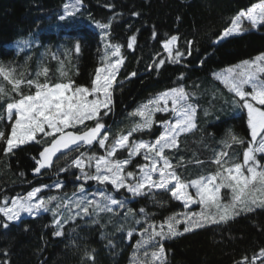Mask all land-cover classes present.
Listing matches in <instances>:
<instances>
[{
  "label": "trees",
  "instance_id": "obj_1",
  "mask_svg": "<svg viewBox=\"0 0 264 264\" xmlns=\"http://www.w3.org/2000/svg\"><path fill=\"white\" fill-rule=\"evenodd\" d=\"M67 2L0 0V63L15 66L18 71L34 73L37 70L35 63L22 61L29 49L17 54L11 45L21 40H29L32 49H38L42 44H59L68 48L69 58L64 67L68 77L77 84L87 85L103 55L99 34L87 20L90 19L91 23L107 22L114 17L110 41L122 46L124 64L114 85L112 111L103 120L112 136L127 132L138 120L130 114L150 98L167 89L184 86L194 94L193 99L199 106L198 130L182 135L179 149L168 153L174 164L183 157L185 166L177 171L184 179L215 171V166L210 163L213 150L221 147L220 142L229 131L250 140L246 119L232 118V107L225 101H231L233 97L213 74L264 53V26L218 44L215 42L237 13L261 0H84L78 15L85 20L77 15L71 25L58 19ZM173 35L179 37L177 47L182 52L187 53V42H193L191 55L185 54L178 64L168 61L162 46L163 41ZM132 36L136 41L133 49H128L127 43ZM78 39L81 50L76 54L74 47ZM160 60L165 63L157 70L155 65ZM49 71L55 82L59 75L56 73L55 76L54 64ZM133 72L136 75L130 76ZM24 91L27 93L28 90L25 88ZM169 118V113L155 116L157 121ZM93 123L88 122L89 126ZM3 129L5 125L0 122V130ZM161 130L158 124H154L151 133H135L133 138L154 140ZM2 148L0 144L1 206L5 198L11 201L15 196L26 195L34 187L48 185L41 196H63L65 193L71 196L78 185L84 183L76 180L73 173L77 174V170L74 168L59 171L79 152L60 157L51 169L42 170L43 174L38 175L33 171L36 167L33 157L39 158L42 145H22L7 156ZM87 150L86 146L80 149L81 152ZM93 151L98 155L103 152L98 148ZM232 151L242 153V148L234 146ZM197 159L204 163L196 165L194 161ZM139 163L143 160L136 157L128 170L136 171L135 165ZM58 180L65 185L62 190L55 189ZM98 187L101 186L94 181L85 184L87 193L96 192ZM125 195L122 191L117 198ZM128 207L136 211L145 208L157 223L173 213L184 211L181 202L171 199L170 193L165 192L157 193L155 200L129 197ZM119 225H124L126 230L135 228L137 234L128 239L126 233L122 235L117 231ZM183 227V224L179 226L181 231ZM139 228L131 217L125 220L122 214L103 215L100 225L87 218L70 221L64 225V235L56 236L52 213L42 212L11 222L7 229L0 227V264H91L84 256L85 252L92 253L93 250L94 264H129ZM102 234L113 241L115 248L107 246L108 240ZM163 243L167 264H236L244 256L251 259L264 248V209L242 213L226 224L195 229Z\"/></svg>",
  "mask_w": 264,
  "mask_h": 264
},
{
  "label": "snow or ice",
  "instance_id": "obj_2",
  "mask_svg": "<svg viewBox=\"0 0 264 264\" xmlns=\"http://www.w3.org/2000/svg\"><path fill=\"white\" fill-rule=\"evenodd\" d=\"M83 5L84 0H68L63 5L59 21L71 25ZM112 19L96 22L95 26L102 31L103 55L87 85L77 84L68 77L63 60L59 62L60 76L55 82L46 66L38 65L34 73H26L18 71L15 66L0 63V122L5 125V129L0 130L3 154L7 156L22 145H42L39 158L33 157L36 163L33 171L42 175V170L52 167L54 158L59 159L72 151L79 152L59 171L74 168L79 173H73L76 180L84 182L71 196L65 193L63 196L39 197L37 194L42 192V187H48L44 185L34 187L26 195L11 198L10 204L5 198L0 206V215L4 218L0 227L7 229L9 222L20 220L23 213L35 216L51 212L56 227L54 235L63 236L64 225L77 218H87L100 225L103 215L122 214L125 220L131 217L140 225L130 264H167L164 241L195 229L226 224L257 208L264 209V53L213 74L233 97L231 101H225L232 107V118L246 119L250 140L229 131L220 142L221 147L213 150L210 163L215 166V171L186 180L177 171L185 166L183 157L174 164L168 155L179 149L182 135L198 130L199 106L193 99L194 94L184 86L167 89L140 105L130 114L139 119L127 132L112 136L103 122L112 111L114 85L124 64L122 46L110 41ZM245 20L253 29L264 26V0L237 13L215 43L234 34H244L242 23ZM178 40L179 37L173 35L163 41V49L171 63L178 64L185 54L191 55L193 42H187L185 53L177 47ZM135 41L136 37L132 36L127 48L133 49ZM30 45L29 40L18 42L20 51ZM80 50L78 39L74 52L79 54ZM52 59H57L55 54ZM164 63L160 60L156 69L159 70ZM135 75V72L130 74ZM157 113H169L171 118L157 121ZM90 121L94 122L92 126L88 124ZM154 124L162 129L154 140L133 138L135 133H151ZM85 146L88 150L81 152ZM234 146L241 147L242 153L232 151ZM97 148L103 150L102 154L93 151ZM136 157H141L143 163L135 165L136 171H129ZM194 163L202 165L204 161L197 159ZM88 181L101 187L94 193H87L85 184ZM64 187L59 180L55 183L57 190ZM122 191L127 195L118 199L117 194ZM160 192L170 193L171 199L181 202L184 211L173 213L157 223L145 208L136 211L128 207L129 197L155 200ZM192 205H198L199 211H193ZM181 224L184 225L182 231ZM117 231L122 235L126 233L128 239L137 234L135 228L126 230L124 225H119ZM103 238L108 240L109 248H115L108 236ZM84 258L94 264V250L85 252ZM257 261L264 264V248L251 259L244 256L236 264H257Z\"/></svg>",
  "mask_w": 264,
  "mask_h": 264
},
{
  "label": "rangeland",
  "instance_id": "obj_3",
  "mask_svg": "<svg viewBox=\"0 0 264 264\" xmlns=\"http://www.w3.org/2000/svg\"><path fill=\"white\" fill-rule=\"evenodd\" d=\"M78 17H79V19H81V20H85L84 19V17L82 16V15H78ZM89 19V18H88ZM87 20V19H86ZM88 22H90V26H92L97 32H98V34H99V38H100V43H101V46L103 47V41L101 40V34H102V31L99 29V28H97L95 25H96V23H91V20L89 19V20H87ZM242 28L245 30V32L244 33H247V32H250V31H257L258 30V28L257 29H253L252 28V26H251V24L249 23V22H247L246 20L242 23ZM236 35H240V34H234V35H232V36H236ZM232 36H230V37H232ZM227 38H229V37H227ZM227 38H224V39H227ZM223 39V40H224ZM223 40H221V41H223ZM220 41V42H221ZM219 42V43H220ZM218 44V43H217ZM14 49H15V51H16V53L17 54H20V53H22V52H24L25 50H27V49H29V51H28V53L24 56V57H22V61H23V63H26V64H28V63H30V62H34L35 63V66H36V69L38 68V65H41V66H46L48 69L49 68H51V66L54 64V68H55V70L57 71V72H55V76L57 75L56 73H58V75L60 76V73H59V71H58V69H59V67H60V64H59V62L61 61V60H63L64 61V67H65V63L67 62V60H68V58H69V52H68V48L67 47H63V46H61V45H59V44H55V43H50V44H46V45H44V44H42L41 45V47L40 48H38V49H32L31 47H28V48H24V50L23 51H20L19 50V47H18V43L16 42V43H13L12 45H11ZM163 46V45H162ZM22 47V46H21ZM164 50V49H163ZM63 56H60V54ZM53 54H55L56 55V57H57V59H52V55ZM164 54L167 56V58H168V53L164 50ZM260 55V54H259ZM29 57H30V59H29ZM256 57V56H255ZM255 57H253L252 59H249V61H251V60H253ZM243 61H241V62H238V63H236V64H234V65H231V66H229V67H235V66H237V65H240L241 63H242ZM229 67H227V68H229ZM227 68H225V69H227ZM225 69H223V70H225ZM64 71H66L67 72V69H64ZM222 71V70H221ZM221 71H219L218 73H220ZM51 71H49V73H50ZM67 74H68V72H67ZM138 118V117H137ZM139 119V118H138ZM167 151V150H166ZM129 171H131V170H129ZM77 174H79L78 173V170H77ZM79 182H83V181H79ZM45 188H43L42 187V191L44 190ZM56 189V188H55ZM41 193H38L37 195L39 196V197H43V198H47L46 196H41L40 195ZM55 195H57V194H55ZM10 202L11 201H9V204H10ZM56 202H54V204H55ZM1 206V205H0ZM192 210L193 211H199V206L198 205H192ZM42 213V212H41ZM67 213H65V215H66ZM28 216H30L29 214H27V213H23L22 214V216H21V218H23V217H28ZM36 216V215H35ZM4 219V218H3ZM78 219V218H77ZM13 222H16V221H13ZM9 223H11V222H9ZM139 238V237H138ZM130 264V263H129ZM257 264H259V261H257Z\"/></svg>",
  "mask_w": 264,
  "mask_h": 264
},
{
  "label": "water",
  "instance_id": "obj_4",
  "mask_svg": "<svg viewBox=\"0 0 264 264\" xmlns=\"http://www.w3.org/2000/svg\"><path fill=\"white\" fill-rule=\"evenodd\" d=\"M72 152H74V151H72ZM70 153H71V152H69V153H67V154H70ZM67 154H66V155H67ZM57 155L59 156L60 154H57ZM56 160H57V159L54 158V163H53V165L55 164ZM53 165H52V167H53ZM52 167H51V168H52ZM51 168H50V169H51ZM47 170H49V169H47Z\"/></svg>",
  "mask_w": 264,
  "mask_h": 264
}]
</instances>
